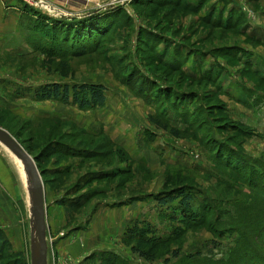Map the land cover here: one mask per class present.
<instances>
[{"label": "rangeland", "instance_id": "obj_1", "mask_svg": "<svg viewBox=\"0 0 264 264\" xmlns=\"http://www.w3.org/2000/svg\"><path fill=\"white\" fill-rule=\"evenodd\" d=\"M12 1L27 47L17 52L0 49V126L30 149L33 158H42L45 170L56 167L54 160L47 162L50 155H44L47 136L57 138L61 148L68 144L93 151L103 144L96 155L115 151L94 160L63 156L59 169H69L63 187L44 183L49 264H98L100 258L93 253L100 250L114 252L129 264L244 263L252 252L238 251L234 226L244 208L256 205L259 216L253 225L261 227L264 213L257 199L262 195L243 173L225 166L216 151L264 160V0ZM27 5L55 19H63L60 12L76 18L94 12L105 23L110 22L107 15L120 11L110 23L124 13L130 23L105 29L86 54L75 55L78 48L47 53L28 42L23 18ZM148 32L155 41L144 49L141 36ZM31 35L36 43L49 44L38 29ZM132 71L173 88L176 107L155 94L151 101L139 96L129 84ZM84 83L105 85L103 108L34 99L42 87ZM17 92L19 98L14 97ZM222 109L230 124L243 127L222 131L218 124L226 120L216 119ZM104 136L115 146L105 145L110 142ZM0 152V167L8 174V181L0 179V229L13 251L27 253L32 264L29 194L1 144ZM102 171L112 177L95 180L79 192L93 194L80 212L69 216L56 203L61 198L72 201L75 197H66L67 189L73 190L85 175ZM55 178L50 181L58 182ZM185 184L197 195L204 214L190 226L182 221L177 203L163 206L157 197ZM193 206L197 211L198 203ZM15 218L19 225L22 221L21 236L14 233L16 222L9 225ZM136 223L153 226L152 237L162 239L156 261L140 258L123 243V235Z\"/></svg>", "mask_w": 264, "mask_h": 264}, {"label": "trees", "instance_id": "obj_2", "mask_svg": "<svg viewBox=\"0 0 264 264\" xmlns=\"http://www.w3.org/2000/svg\"><path fill=\"white\" fill-rule=\"evenodd\" d=\"M155 1L158 2L159 0H153V2ZM168 1L170 3H173L174 0ZM114 8L110 9L113 10ZM118 13H120V11H112L110 15H107L106 19L110 20L111 22V16ZM93 14L95 13L93 12L89 17H75L71 20L67 18L65 20L64 18L55 19L47 14H42L39 10L27 5L23 18L25 19L26 30L29 31L28 42L33 46V48L39 51L42 50L43 52L47 53H51L55 49H67L74 52L75 49L78 48L81 51L74 52V54H78L77 56H79L86 54L89 45L97 46L105 29L109 31L111 30V26H116V24L123 25L130 23V19L125 16V13V15H118L119 18L117 17L118 19L116 18L112 23H105L103 19L100 21L98 20L99 17ZM36 29H38L42 33L45 40L48 41V45L36 43L37 40L35 41V39L32 38V35L30 37V32ZM154 38L155 36L151 35V33L149 32L148 34H143L141 36V45L144 46V49L149 47L151 48L153 46L152 42L155 41ZM176 53L178 54V52ZM166 54L165 55L167 57L168 53ZM175 61L176 58L173 59L172 66H175ZM166 64L170 65V63ZM129 75H131L129 84L139 96L143 97L147 101H151L152 99H154L152 94H155L157 97L166 98L167 104L174 108L176 107L174 99L175 90L173 88L168 90L167 88H164L161 84H159L158 81L147 78L137 72L133 73L132 71ZM25 91L27 97L29 91L28 89ZM106 91L107 88L105 87V85L96 83L76 84L73 86L54 84L47 87H42L40 90H37L34 99L37 101L56 100L66 105L77 106L80 109L94 110L103 108L106 105ZM14 97L19 98L20 93L17 92L16 94H14ZM224 114L225 111L222 109L216 119L226 120L227 117ZM152 122L163 129H168L169 127L167 124H162L156 119H153ZM229 122L231 121L226 120L225 123H222L220 121L218 124L219 128L222 129V131L223 128H225V131H229L231 129L237 131L243 127L242 125L238 126L236 123L230 124ZM104 137L110 142L106 143L105 145L111 147L115 146V143L109 139V136ZM40 139L41 138H39V140ZM46 139L47 140L42 144V148L46 147L48 154L44 152V155H50V157L46 159L47 162L49 160H54L56 164L55 169H42V158L40 159L36 155L34 159L44 183L47 186L51 183V186L55 187V189L62 188V184H64L65 179L69 176L68 168H65L64 170L59 169L61 158L63 156L80 158L83 157V159L94 160L99 158L100 156L105 157L107 156V154L113 156L115 154V151L108 150L104 153L101 151L102 154L99 156L96 155V149H104L103 144L96 146L93 151H91V148L88 147L73 146L68 144L67 148H61L57 138H50V136H47ZM18 141L20 142V140ZM24 148L31 154L30 149L26 147ZM216 156L220 160H224L225 166L243 173L248 185H251L260 190V194L262 195V197L257 199V203H262L263 208L261 212L264 213V160L240 154L238 151L226 149L223 152L218 151L217 153L216 151ZM52 176H55L58 179V182L52 183V181H50V178ZM110 176V173L104 171L98 174L85 175L81 178V183L75 184L73 190H71V188H68L67 192H65L66 197L74 195L75 198L72 201L61 198L58 199L56 203L63 206L68 215L72 216L75 213L80 212V210L88 202H90L93 195L89 192H84L82 194H80L79 192L84 190L87 186L91 185L95 180H108ZM69 191L72 192L68 193ZM157 197L159 199V202L163 206L177 203L178 209L181 210L182 221L189 226L196 222H199L204 216L201 211V204H199L197 195L192 193L186 186V184L176 186L169 190H165ZM195 203H198L199 208H197V211H195L193 206ZM202 206L205 209V206L203 204ZM256 208V205H253V207L244 208L243 214L241 215L239 220L237 219L238 222L235 223L234 226V228L237 229L238 232V251L248 252L251 250L252 253L249 255V257L247 256V259L246 261H244V263L233 261L231 264H264V222L259 228H257L255 224L253 225V223L257 222L259 216ZM252 209L253 212L251 211ZM152 228L153 226L151 225L147 227H141L139 223H136L134 224V227L128 228L127 233H125L122 238L123 243L127 246H130L134 254L147 261H156L163 249L162 239L152 237V234H154V230ZM93 256L100 258L98 264H129L125 258L111 251H96V253H93ZM0 264H30L27 253L22 250L13 251L11 240L2 229H0Z\"/></svg>", "mask_w": 264, "mask_h": 264}, {"label": "water", "instance_id": "obj_3", "mask_svg": "<svg viewBox=\"0 0 264 264\" xmlns=\"http://www.w3.org/2000/svg\"><path fill=\"white\" fill-rule=\"evenodd\" d=\"M127 1V0H124ZM39 4L43 1L35 0ZM113 5V4H111ZM54 9V8H53ZM55 10V9H54ZM64 19H73L60 12ZM0 142L14 155L24 162L28 174V194L30 199V224H31V261L32 264H49L48 220L46 207L45 185L35 159L22 146V144L6 129L0 126Z\"/></svg>", "mask_w": 264, "mask_h": 264}, {"label": "crops", "instance_id": "obj_4", "mask_svg": "<svg viewBox=\"0 0 264 264\" xmlns=\"http://www.w3.org/2000/svg\"><path fill=\"white\" fill-rule=\"evenodd\" d=\"M11 5H15L12 0H0V49L8 48L12 51L17 52L23 49L24 45L27 47V40L24 30L19 24V17L17 16L18 13L15 12V9L13 7H10ZM0 179L4 182L8 181V174L1 167ZM18 219L19 218H15L13 223L9 225H13L16 222L15 224L18 225V228L13 227V229L15 230L14 233L21 236V234L23 233L21 226L22 221L19 225V222H17Z\"/></svg>", "mask_w": 264, "mask_h": 264}, {"label": "bare ground", "instance_id": "obj_5", "mask_svg": "<svg viewBox=\"0 0 264 264\" xmlns=\"http://www.w3.org/2000/svg\"><path fill=\"white\" fill-rule=\"evenodd\" d=\"M0 144L6 149V151H8V153L14 159V161H15L17 167H18V170H19V172L21 174V178H22V180H23V182L25 184V187L27 189L28 188V180H29V177H28V174L25 171L24 162L21 159H19L16 155H14L4 144H2L1 142H0Z\"/></svg>", "mask_w": 264, "mask_h": 264}]
</instances>
